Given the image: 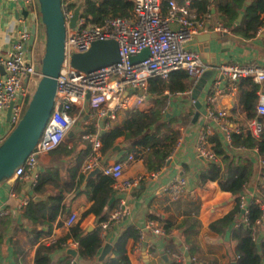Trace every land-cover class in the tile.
Here are the masks:
<instances>
[{"label":"built area","instance_id":"obj_1","mask_svg":"<svg viewBox=\"0 0 264 264\" xmlns=\"http://www.w3.org/2000/svg\"><path fill=\"white\" fill-rule=\"evenodd\" d=\"M130 1L133 4L132 18L109 16L101 23H93L82 15L75 27H70L69 23L79 1L67 0L62 3L67 23V35L65 59L58 76L55 103L36 147L12 178L30 177L36 184L39 180V173L34 170L37 168L40 155L59 148L77 124L87 125L101 122L95 134H83L84 138H90L92 141V150L83 167V173L87 174L90 170L100 167L101 173L114 180L113 189L115 191L129 193L142 177L130 181L123 180L124 161L102 164L101 134L110 130L118 122L122 111L135 110L140 104L154 97L150 92V79L158 77L167 79L173 71L180 69L187 72L194 84L205 71L215 70L214 80L207 93L208 103L216 101L223 95L235 99L239 93L240 79L252 78L260 86L257 104L258 118L250 120L248 126L255 136H262L264 129L262 122H259V117L264 116V65L250 61L244 64L221 63L213 66L206 62L198 51L188 46L202 33L231 34V30L223 22L216 20L211 12L198 15L192 8L194 0L185 3L169 0L166 10H164V0ZM4 2L13 4L15 10L22 12V15L19 14V26L18 21H15L10 31L11 35L7 38V41L12 43V47L5 48L0 44V113L8 112L11 108L9 121L11 131L21 120L26 104L42 76L40 69H37L41 60H38V51L35 48L41 14L38 0H0V6ZM24 11L27 15H24ZM34 25L36 28L35 41L31 51L30 65H27L28 52L24 49V45L29 40ZM13 33L15 34L14 42L11 40ZM256 37H264V24L259 28ZM108 39L115 40L119 45L120 61L118 63L91 72L80 71L72 66L73 54L85 53L94 41ZM145 49H148L149 56L133 63L131 57L140 54ZM166 93L170 95L168 91ZM188 93H191V89ZM228 116L227 108H220L217 111L210 107L207 108L209 120L217 123L227 141L231 143L232 133L240 132V129L232 127ZM213 135L212 125L207 124L198 137L196 150L200 156L216 162L218 157L209 140ZM2 142L3 139L0 136V145ZM182 142L183 137L179 138L172 155L166 161L173 158ZM248 150L249 148L245 146L235 147V151L239 153ZM128 159H135V155L130 154ZM261 166H264V161ZM263 182L264 176H261L251 192L243 191L239 194L237 203L242 211V219L235 222V226L250 224L253 205L260 206L263 211L256 225L264 220ZM185 185L184 176L178 175L166 189L176 200L181 196ZM28 202L29 200L25 198L19 205V209L22 210ZM128 213L127 201L122 198L112 209L108 219L99 224L101 236L105 237L107 231ZM4 216L6 212L2 209L0 217ZM77 217L75 212L72 213L66 220V226L74 225ZM146 229L152 230L157 235L166 234L164 223L152 219L147 222ZM253 235L256 241H260L256 226L253 227ZM141 238H144V231H142ZM142 239L139 246L142 244ZM47 240L48 238L44 239V241ZM66 248L77 249L78 243L69 241ZM185 249L187 252L188 248ZM175 258L179 263L198 264L196 257H187L184 252L175 255ZM71 264H79L77 257L71 258Z\"/></svg>","mask_w":264,"mask_h":264},{"label":"crops","instance_id":"obj_2","mask_svg":"<svg viewBox=\"0 0 264 264\" xmlns=\"http://www.w3.org/2000/svg\"><path fill=\"white\" fill-rule=\"evenodd\" d=\"M168 1L164 0V8L167 7ZM177 1L185 3L190 0ZM15 9L13 4L5 2L0 6V44L5 48L12 47V43H9L7 38L11 35L10 31L15 21H18L19 14L22 15V12ZM211 13L216 20L220 21L215 8H212ZM240 15L243 18V11L237 18L238 23L242 20L241 18L238 21ZM218 34L219 37L211 40L208 39V36L199 38L200 35H198L188 46L198 51L203 59L213 66L221 63L244 64L250 61L264 65V37L255 36L246 39L232 32V30L231 34ZM14 38L15 34L13 33L11 36L13 42ZM212 57L216 58V63L212 62ZM213 80L214 78L208 81L206 91L199 96L206 112L201 113L195 123H193V117L197 108L192 96L195 86L192 79H190L191 83L186 91L176 93L168 91L170 95L165 91L164 94H168L169 97L165 99L159 97L163 101V119L170 122L179 132V138L183 137V142L176 150L173 158L166 161L172 155L174 146L158 170L150 169L143 159L137 157L136 153L141 147L138 146V150L136 148L129 149V142L124 141L123 138H119L116 143L121 147L120 150L116 152L111 150L108 155L101 158L102 164L124 161L123 180L130 181L142 177L129 193H120L114 190L113 196L116 199L109 205V214L122 198L127 201L129 213L121 221L114 224L107 231L106 236L103 237L104 244L110 242L114 248L124 231L129 228L136 229L139 233V239L135 240L131 237L127 242V255L132 264H173V262H177L175 255L182 252L185 254L188 252L187 257H196L198 264H232L236 261L237 242L233 237L235 223L230 228L221 231L213 230L211 224L233 210L237 205V198L230 192L223 191L217 181L208 180L201 184L200 175L208 168L211 161L208 163L200 158L196 150V143L201 130L207 124H211L214 135L217 134L221 138L223 146L227 150L235 151V147L227 141L217 123L207 117V108L209 107L214 111L227 108L230 123L235 129H240L241 124L249 125L250 120H245L244 114L238 105V96L233 99L223 95L216 101L207 102V93ZM189 89H191V93H188ZM168 101L169 104H167ZM155 106L154 96L145 103L140 104L136 110L147 112ZM164 108L166 109L163 111ZM125 112L120 113L119 120L116 123L125 118ZM100 125L101 122L87 125L77 124L72 130L74 135H69L59 148L39 156L37 165L39 175L56 174L58 176L57 185L46 184L42 191L37 192L34 189L35 182L30 177L11 178L0 184V210L3 209L6 216L11 218L10 226L6 228V233L3 235V241L0 244V264H17L15 253L18 254L19 261L25 259L28 264H34L37 244L29 242L28 234L37 226L25 219L22 210L19 209V205L25 198L29 201L31 199L36 201L35 197H42L43 199L38 202L45 203L47 214L51 215L52 199L61 193L63 195L65 212L57 216L52 224L51 232L41 237L40 243L49 245L57 238L66 235L70 228L66 226V220L74 212L78 216L76 223L80 221L81 227L86 233L99 226L93 213L84 218L82 217V214L91 206V201L86 190L87 187L85 190H81L84 181L79 188L77 186L80 175L85 174L83 173V167L92 150L91 139L84 138L83 134H95ZM262 127L264 129V122ZM8 131H10V128L7 123V112H1L0 136ZM210 143L213 147V143L211 141ZM130 154H134L135 159L129 160L128 156ZM240 154L248 157L255 168L250 182L244 189L245 192H251L262 176L261 163L263 159L256 148L249 149L247 152H240ZM178 175L184 176L186 185L181 196L175 200L166 187ZM78 190L81 191L78 192ZM151 219L164 224L168 222L172 228L166 231L165 235H157L152 230L146 229V224ZM241 219L242 215L237 217V221H241ZM59 222H61L60 225H58ZM37 228L42 229L43 227L39 225ZM44 229L47 230L45 227ZM142 231H144L143 239L141 238ZM263 235L264 230H260L259 238L261 239ZM46 238L48 240L44 241ZM141 239L142 244L139 246ZM18 246H21V248ZM186 247L188 248L187 252L185 251ZM67 249L65 247L55 251L51 255V264H59L66 257L72 258L67 254ZM101 250L95 260H82L78 253V263L103 264L106 259L114 256L112 250L108 257L100 262L98 257Z\"/></svg>","mask_w":264,"mask_h":264},{"label":"trees","instance_id":"obj_3","mask_svg":"<svg viewBox=\"0 0 264 264\" xmlns=\"http://www.w3.org/2000/svg\"><path fill=\"white\" fill-rule=\"evenodd\" d=\"M66 1L62 0V3ZM246 1L195 0L192 3V7L198 15L212 12V8H215L220 21L225 26L231 29L232 32L249 39L255 37L259 28L264 24V0H251V4H246ZM132 10L133 4L130 0H85L82 15L90 22L101 23L109 16L132 18ZM164 10H166V6ZM241 11H243V18L238 23L237 18ZM42 28L44 30L43 25ZM190 79L187 72L182 69L173 71L167 79L159 77L150 79V92L155 96L156 106L147 112L136 109L128 110L125 112V118L121 122L115 123L110 130L103 132L101 134L102 156L108 155L116 145L117 140L123 138L124 141L129 142V149L136 148L138 150V146L141 147L136 153L137 157L143 159L150 169L158 170L179 139V132L170 122H166L163 119V101L159 97L165 91L170 93L186 91L191 83ZM259 88L260 86L250 77H243L239 81L238 105L244 114L245 120L258 118ZM27 105L28 102L25 110ZM261 122H264V116ZM209 140L213 143L212 148L218 160L211 162L208 168L201 173L200 182L202 184L208 180L217 181L223 191L230 192L238 199L239 194L244 191L255 172L254 165L245 155L227 150L217 134L211 136ZM231 145L233 147L245 146L249 149L258 148L264 161V132L261 137H257L248 125L241 124L240 132L232 133ZM261 175L264 176V166L261 169ZM57 179L58 176L54 173L41 174L34 189L40 192L46 184L57 185ZM84 179L85 174H81L77 188L82 185ZM113 182L114 180L111 177L103 173L98 174L96 179L89 182L86 190L89 194L91 206L82 214L83 218L93 213L99 224L108 219L109 201L114 195ZM52 201L51 215L47 214V205L45 203L34 201L33 199L22 209V215L25 219L37 227L39 225L43 227L42 229L36 227L28 234L29 242L37 244L34 264H51V255L57 250L64 249L69 241L78 243L80 259L95 260L104 245L100 225L86 233L79 221L70 226L66 235L57 238L51 244L39 242L41 237L51 232L52 224L57 216L65 212L62 193L54 197ZM262 214L261 207L253 205L250 224H240L234 227L233 237L237 242V264H264V235L260 241H256L253 235L254 226H256L258 234H260V230H264V220L261 224L256 225V221L262 217ZM241 215L242 211L237 203L233 210L213 222L211 228L215 231L226 230ZM10 223V217L0 218V244ZM60 224L61 222L58 223V225ZM171 228L172 226L168 222L164 224L166 231ZM131 237L135 240L139 239V233L134 228H129L122 233L113 248L114 256L106 259L103 264H132L127 255V242ZM18 247L21 248V246ZM15 257H17V264H28L25 259L19 261L17 253H15ZM59 264H71V258L66 257ZM173 264L178 263L173 262Z\"/></svg>","mask_w":264,"mask_h":264},{"label":"water","instance_id":"obj_4","mask_svg":"<svg viewBox=\"0 0 264 264\" xmlns=\"http://www.w3.org/2000/svg\"><path fill=\"white\" fill-rule=\"evenodd\" d=\"M38 2L40 7L41 23L44 27L45 35L43 55L40 64L37 65V69H40L42 76L35 87L21 120L11 131L1 136L3 142L0 145V184L14 176L16 170L24 164L28 156L36 147L55 103L58 90V76L65 59L67 23L62 10V0H38ZM246 3L251 4V1L248 0ZM84 5L85 0H79L74 9V15L70 19V27L76 26L78 20L83 14L82 11ZM24 15H27L26 11H24ZM241 18L242 15H240L238 21H240ZM35 34L36 28L34 25L31 30V36L24 45V49L28 52V60L26 62L27 65H30L31 51L35 41ZM204 36H208V39L211 40L219 37V34L216 32L202 34L199 38H203ZM148 56L149 51L148 49H145L140 54L131 57V61L136 63L146 59ZM119 61V45L112 39L96 40L92 43L91 48L87 52L75 53L71 57L72 66L85 72H91L104 66L118 63ZM212 62L216 63L215 57H212ZM214 75V69L205 71L197 80L193 88L192 96L195 100L197 108L193 117V123L197 122L201 113L206 112L204 106L200 102L199 96L202 92L206 91V85L208 81L214 77ZM168 97V94L160 96L161 99ZM10 117L11 108H9L7 112L8 124ZM261 121L262 117H259V122ZM69 135H74V132L71 131ZM120 148L121 147L119 145H115L112 148V152H116L120 150ZM200 158L205 162H210V160L204 156H200ZM37 171L38 168H35L34 172ZM100 173V167L90 170L86 174L81 190H85L89 182L92 179H95ZM81 190H78V192ZM42 199V197H35L36 201ZM115 199L116 197L112 196L109 201V205H111ZM90 230H92V228H90ZM112 250L113 245L110 242L105 243L101 250V254L98 257L99 261H104ZM66 252L72 257H77L78 255V249L76 248H68ZM186 254L189 255L188 252ZM232 264H237V261L232 262Z\"/></svg>","mask_w":264,"mask_h":264},{"label":"rangeland","instance_id":"obj_5","mask_svg":"<svg viewBox=\"0 0 264 264\" xmlns=\"http://www.w3.org/2000/svg\"><path fill=\"white\" fill-rule=\"evenodd\" d=\"M44 42H45V35H44V30H43L42 25H41V20H40L37 42L35 45V48L37 49L38 54H39V55L37 54L38 60H41V58H42L43 51H44Z\"/></svg>","mask_w":264,"mask_h":264}]
</instances>
